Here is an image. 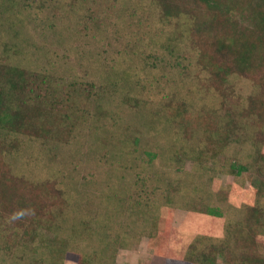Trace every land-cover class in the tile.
I'll use <instances>...</instances> for the list:
<instances>
[{"label":"rangeland","instance_id":"rangeland-1","mask_svg":"<svg viewBox=\"0 0 264 264\" xmlns=\"http://www.w3.org/2000/svg\"><path fill=\"white\" fill-rule=\"evenodd\" d=\"M191 13L202 18L182 0H0V56L76 88L93 81L105 102L85 105L86 119L67 136H18L5 154L16 175L54 182L66 206L35 241L11 254L0 248V264H48L45 245L53 240H64L73 256L62 264H153L151 237L161 233L168 260L180 262L196 238H226V224L230 242L236 234L238 246L253 241L264 254V226L250 222L236 233L246 204L264 215L250 165L256 131L243 113L258 89L235 75L222 92L213 86L191 35L197 21L182 20ZM180 104L228 133L216 157L196 158L193 125L166 122L165 108ZM230 163L249 169L234 176ZM206 208L220 210L219 222L202 215Z\"/></svg>","mask_w":264,"mask_h":264},{"label":"trees","instance_id":"trees-1","mask_svg":"<svg viewBox=\"0 0 264 264\" xmlns=\"http://www.w3.org/2000/svg\"><path fill=\"white\" fill-rule=\"evenodd\" d=\"M182 1L201 13L202 18L194 17L191 13V16H183L182 20L188 26L193 25L192 19L197 21L198 28L191 31V35L197 38L201 53L199 64L210 74L213 86L222 92L223 83L232 75L247 78L257 86V93L247 97L243 113L251 119L256 131L252 137L254 151L251 153L250 165L257 172L255 190L261 196L264 194V0ZM79 85L76 88L62 80L59 82L47 72L32 71L0 56V248L5 254H11L12 248H23L27 242L35 241L40 229H47L51 222L63 217L66 206L65 198L54 182L35 183L16 175L5 161V154L19 146L18 136L36 139L54 137L52 133L67 136L86 119L85 105L98 107L105 104L100 102L104 94L102 85L89 80ZM43 101L45 105L39 107ZM165 111L166 122L176 126L186 123L198 130V147L195 149L197 159L214 158L227 146L228 133L219 132L216 123H209L207 114L192 116L181 104L167 106ZM228 169L237 176L249 167L230 163ZM18 209H32L34 215L11 222V214ZM261 213L255 205L243 206L244 223H241L236 233H243L242 227H248L250 222L256 227L264 226V221H261L264 215ZM220 214V210L213 208H206L202 212L214 223L219 222ZM227 226L226 238L223 234L220 241L211 239L219 236L208 234V237L200 236L190 242V254L180 262L168 260L165 233H161L164 237H151L153 264H218L219 255L223 258V264H264V254L256 249L255 242L238 246L234 242L236 234H233L230 242ZM159 230L166 232L161 226ZM245 239L243 237L246 242ZM200 241L209 243L197 247ZM237 248L239 251L233 254ZM45 249L49 257L48 264H62L64 259L73 258L66 251L64 240L50 241ZM76 262L87 264L84 258H76Z\"/></svg>","mask_w":264,"mask_h":264},{"label":"clouds","instance_id":"clouds-1","mask_svg":"<svg viewBox=\"0 0 264 264\" xmlns=\"http://www.w3.org/2000/svg\"><path fill=\"white\" fill-rule=\"evenodd\" d=\"M27 215H34V210H32V209H18L17 211H15L11 214L10 221L15 222V221L21 220Z\"/></svg>","mask_w":264,"mask_h":264}]
</instances>
